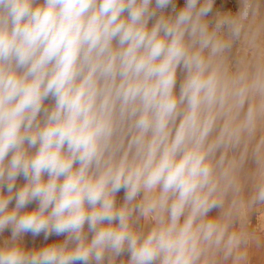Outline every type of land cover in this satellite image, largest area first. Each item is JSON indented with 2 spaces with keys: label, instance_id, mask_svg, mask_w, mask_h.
Instances as JSON below:
<instances>
[{
  "label": "clouds",
  "instance_id": "obj_1",
  "mask_svg": "<svg viewBox=\"0 0 264 264\" xmlns=\"http://www.w3.org/2000/svg\"><path fill=\"white\" fill-rule=\"evenodd\" d=\"M213 4L0 0V264H264V0Z\"/></svg>",
  "mask_w": 264,
  "mask_h": 264
},
{
  "label": "rangeland",
  "instance_id": "obj_2",
  "mask_svg": "<svg viewBox=\"0 0 264 264\" xmlns=\"http://www.w3.org/2000/svg\"><path fill=\"white\" fill-rule=\"evenodd\" d=\"M185 4H186V0H174L175 11H173V6L169 5L168 8H166L164 10V14L165 15H174L175 12H178L181 8H183L185 6ZM153 6H154V0H153ZM241 6H242L241 0H214L212 11L209 13V15L206 19H208L210 21V23L214 24L217 13H220V14L231 13L232 15H235L239 12ZM153 22L154 21H150L149 25L151 26V24ZM181 79H182V74L179 73V71H178L177 88H176L177 93L179 92V83H180ZM45 103L51 104L52 101L47 100V101H45ZM253 166L254 165L252 164V162L249 161L248 167H253ZM46 178L47 177L45 176V179ZM25 182H26L25 178L23 176H19L17 178V181H16V187L19 188ZM5 193H6V189H5ZM124 195H125V193H124L123 189H121L117 193L116 199H117L118 204L123 202ZM14 205H15V201L13 200V202L9 205V207L10 208L14 207ZM37 207H38V203L36 201H33L30 204H28L23 211H32ZM218 212H219V209H213L209 213V215L215 216L218 214ZM251 220H252V223L254 225L256 223V213L252 214ZM85 230H87V225L85 226ZM91 235L92 234L89 233V239L91 238ZM10 237H11V229L10 228L5 229V231L3 233H0V246L3 245L5 240L10 239ZM65 239H66V234H63V235L52 234V235L48 236L47 239H45L44 233H41L38 236H33L31 233H26L21 238V243L25 249H33V248L38 249V248L47 246V245L52 244V243H62ZM260 256H261V253H259V252L254 253V256L252 258L253 264H258ZM128 258H129L128 254L124 253L121 257L118 258V264H119L120 260L126 261Z\"/></svg>",
  "mask_w": 264,
  "mask_h": 264
}]
</instances>
